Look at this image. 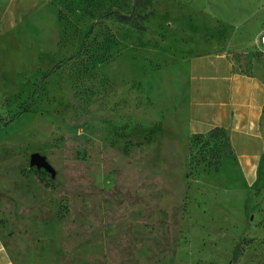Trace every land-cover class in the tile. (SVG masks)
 <instances>
[{"label": "rangeland", "instance_id": "obj_1", "mask_svg": "<svg viewBox=\"0 0 264 264\" xmlns=\"http://www.w3.org/2000/svg\"><path fill=\"white\" fill-rule=\"evenodd\" d=\"M259 5L0 0V238L14 264H264V151L251 163L236 126L228 142L223 128L189 135L176 121L184 69L164 31L193 28L202 6L255 19L240 37L206 32L264 83ZM202 74L192 82L215 75Z\"/></svg>", "mask_w": 264, "mask_h": 264}, {"label": "crops", "instance_id": "obj_2", "mask_svg": "<svg viewBox=\"0 0 264 264\" xmlns=\"http://www.w3.org/2000/svg\"><path fill=\"white\" fill-rule=\"evenodd\" d=\"M195 8L193 28L190 22V29L184 31L175 28L174 24H170L164 30L167 34H171L174 48H176L175 56L171 54L173 64L176 63L174 67L184 69V74L181 75L182 80H175V91L185 97V103L183 102L182 106L175 111L176 121L181 119V122L186 123L189 135L202 134L216 127L223 128L228 134L230 130L234 131L231 129L232 126H236L235 130L240 132L241 136L234 138L231 142H237L238 145L234 143L236 146L248 147L252 155H247V158L251 159V163L256 162L264 151V131L261 129L262 121H264V83L253 76L239 73L226 53L225 55L216 53V44L211 36L218 37V33L216 30L206 32L207 23L218 27H235L238 37L247 29L248 31L252 29L255 19L247 25L242 23L243 21L235 22L231 17L210 14L205 6ZM262 8L264 5L262 7L259 5L254 13L249 15L250 18L255 17L258 14L256 12H260ZM195 35L198 37L195 38ZM199 37L202 42L198 41ZM182 39L188 41L182 42ZM206 69L215 74L208 79L211 83H193L195 76L198 79L204 77L202 72ZM204 97L210 99L207 101L210 104L208 107H204L205 103L200 99ZM176 121L174 120V123ZM250 176L249 170L248 177ZM0 264H14L1 238Z\"/></svg>", "mask_w": 264, "mask_h": 264}, {"label": "water", "instance_id": "obj_3", "mask_svg": "<svg viewBox=\"0 0 264 264\" xmlns=\"http://www.w3.org/2000/svg\"><path fill=\"white\" fill-rule=\"evenodd\" d=\"M30 164L35 165L37 167H43L46 170L51 171V167L49 166V164L45 161L43 157L39 156L38 154H31Z\"/></svg>", "mask_w": 264, "mask_h": 264}, {"label": "trees", "instance_id": "obj_4", "mask_svg": "<svg viewBox=\"0 0 264 264\" xmlns=\"http://www.w3.org/2000/svg\"><path fill=\"white\" fill-rule=\"evenodd\" d=\"M92 29H93V24L90 26L88 32L85 34V36H84L85 39L90 35V33L92 32ZM60 64H61V62L57 63V64L52 68L51 71H53V70H54L56 67H58ZM34 101H35V99L32 98L30 104H33ZM0 121H3V120L0 118ZM11 121H13V119L9 120V121H8L7 123H5V124L10 123ZM220 134H221L222 136H226V137H227V141L229 142L228 134L226 133V131H225L224 129L220 131ZM195 135H199V134H195ZM228 142H227V143H228ZM227 145H228V144H227ZM229 151H230V148L228 149V152H229Z\"/></svg>", "mask_w": 264, "mask_h": 264}]
</instances>
